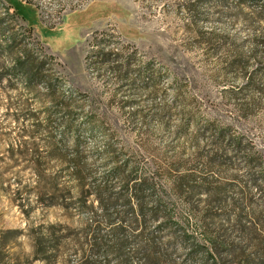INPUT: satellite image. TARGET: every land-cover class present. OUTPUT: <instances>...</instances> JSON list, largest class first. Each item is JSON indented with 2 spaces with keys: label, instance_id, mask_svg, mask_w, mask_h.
<instances>
[{
  "label": "rangeland",
  "instance_id": "374dc122",
  "mask_svg": "<svg viewBox=\"0 0 264 264\" xmlns=\"http://www.w3.org/2000/svg\"><path fill=\"white\" fill-rule=\"evenodd\" d=\"M12 2L61 65L47 72L52 87L0 84V264L119 262L89 245L87 228L101 211L88 193L81 203L74 161L87 188L106 184L115 195L117 165L136 167L158 189L216 180L229 200L247 192L239 225L264 251V76L255 75L262 90L254 91L240 68L255 73L264 61V0ZM211 156L228 162L221 173L207 165ZM176 200L185 227L150 220L142 237L159 243L163 262H215ZM124 210L119 201L109 213ZM100 229L110 240V225ZM139 231L126 228L125 236ZM231 236L242 240L238 231Z\"/></svg>",
  "mask_w": 264,
  "mask_h": 264
},
{
  "label": "trees",
  "instance_id": "16d2710c",
  "mask_svg": "<svg viewBox=\"0 0 264 264\" xmlns=\"http://www.w3.org/2000/svg\"><path fill=\"white\" fill-rule=\"evenodd\" d=\"M1 6L0 84L7 80L10 85H13V81L17 80L24 83L30 90L35 89L39 83H47L52 87L54 82L47 72L61 65L58 57L38 38L33 27L26 23L12 0H1ZM261 43L264 46V39ZM6 60H11L12 65L7 66L4 63ZM230 66L235 67V63ZM240 68L245 71L246 85L254 91L262 90L257 84L255 75L264 76V61L258 62L255 73L247 70V64L242 63ZM226 130L227 128H220L217 131L218 140L226 137ZM234 146L240 150L242 141L235 142ZM255 160L254 156L248 158V165ZM227 164L228 162L219 161L216 156H211L207 161V165L218 170V173H221L220 168ZM70 166L71 177L83 193L81 203L87 205V195L84 194L88 193L95 198L97 207L101 211V219L96 221L94 218V224H90L87 228V232L92 237L89 245L97 253L113 252L119 260L115 262L116 264H176L163 262L166 256L162 253L159 243L154 238L142 236L143 228L150 220L161 219L171 229L185 227V222L174 212L178 197L185 204L190 217L194 219L196 228L203 234L204 247L211 259L215 261L205 262V264H264V251L257 249V244L251 237L252 230L239 225V223L242 224L241 217L245 215L242 200L248 197L247 192L241 191L238 200H229V187L226 183L216 180H202L191 185L176 184L171 181L173 185L170 188L158 189L152 179L139 176L136 167L126 171L124 166L117 165L114 168V176L121 183V190L115 195L106 184L99 185L93 190L87 188L80 163L70 162ZM119 201L124 202L125 210L115 215L110 214V208ZM254 213L248 215H254ZM222 218L228 221L226 226L220 222ZM232 218H235L234 224L230 222ZM102 222L110 225V240H105L101 234ZM126 228L132 231L141 229V231L127 238ZM233 230L240 233L241 242L236 243L232 240ZM131 244L134 245V250L132 253H127V248ZM136 257L142 262H131ZM81 264H110V262H82Z\"/></svg>",
  "mask_w": 264,
  "mask_h": 264
}]
</instances>
